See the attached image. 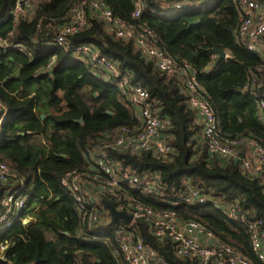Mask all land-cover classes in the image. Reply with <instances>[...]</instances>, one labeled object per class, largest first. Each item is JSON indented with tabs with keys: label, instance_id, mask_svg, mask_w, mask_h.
<instances>
[{
	"label": "trees",
	"instance_id": "trees-1",
	"mask_svg": "<svg viewBox=\"0 0 264 264\" xmlns=\"http://www.w3.org/2000/svg\"><path fill=\"white\" fill-rule=\"evenodd\" d=\"M76 1L38 0L32 21L22 20L15 28L12 19L0 23V37L13 31L10 44H23L26 49V54L16 48L0 50V100L9 109L0 133V162L24 181L22 190L28 198L21 219L0 233V264H127L121 255H113L118 243L112 232L119 224L84 232L75 201L62 186L63 178L73 171L104 177L97 169L88 170L85 148L102 144L115 130L140 125L116 85L74 56L73 48L80 44L92 45L117 62L133 84L149 92L170 124L166 134L174 152L167 159L152 153L109 152L124 169L161 177L163 191L158 198L131 189L126 194L143 206L201 224L253 264H264L252 250L247 229L229 220L223 208L239 201L243 211L263 222L264 230V188L243 172L240 160L226 162L200 150L197 137L202 124L189 96L177 77L163 73L132 41L116 39L101 20L89 17L85 30L69 39V49L57 46L55 33L67 22ZM102 1L116 17L151 28L160 49L197 71L201 92L213 108L222 135L250 137L264 149L257 97L243 92L256 75L263 79L259 94L264 95V62L236 41L240 0H216L213 6L204 4L205 0H148L139 19L132 18L133 0ZM194 1L203 5L171 12L177 3ZM13 6L14 0H0V21ZM215 48L228 55L216 67ZM52 59L54 66L48 70ZM187 181L208 193L211 202L170 205ZM135 228L141 241L166 264H198L176 257L172 241L156 237L148 224L138 222ZM48 234L55 238L49 239Z\"/></svg>",
	"mask_w": 264,
	"mask_h": 264
},
{
	"label": "built area",
	"instance_id": "built-area-1",
	"mask_svg": "<svg viewBox=\"0 0 264 264\" xmlns=\"http://www.w3.org/2000/svg\"><path fill=\"white\" fill-rule=\"evenodd\" d=\"M135 10L133 19H139L147 10L148 0H133ZM38 0H14V6L8 16L0 23L13 20L14 28L20 21H32ZM216 0H205L204 4L213 6ZM201 2L177 3L171 12L178 13L185 8L198 9ZM240 21L236 32V41L250 53L258 55L264 62V1L240 0ZM89 17L102 21L107 32L116 39L132 41L142 56L156 62L159 69L169 77H177L178 84L189 96V104L195 110L201 124L202 132L197 137L200 150L210 156L226 162L240 160L243 172L257 180L264 188V149L250 137L230 138L222 135L220 123L213 108L201 92L197 71L188 64H178L158 46L156 33L145 25H136L116 17L102 0H77L63 24L54 36L57 46L69 49V39L85 30ZM40 27V25H39ZM11 31L6 37H0V50L19 49L26 54L23 44L12 45ZM74 56L85 62L92 71L103 74L104 79L112 81L120 95L131 105L134 114L140 121L136 128H121L107 134L102 144L87 146L88 170H99L104 177L89 176L87 173L73 171L62 180V186L69 191L75 201L81 220V229L94 231L95 228H108L118 223L112 232L118 249L113 255H121L127 264H166L156 251L145 245L137 234L136 224H148L159 238H167L174 244L176 257L184 260H195L198 264H253L246 256L224 244L213 233L194 221H185L174 213L160 212L136 202L125 192L131 189L147 197L162 196L163 186L158 174L140 176L129 169H124L121 162L114 161L109 152L119 151L132 155L152 153L167 159L173 154L166 134L169 121L161 116V108L151 100L149 92L142 86L133 84L128 73H122L119 64L102 56L92 45L80 44L73 48ZM55 59L47 66L51 69ZM263 79L252 75L250 84L243 92H250L257 97L258 117L264 123V95L259 94ZM8 107L0 100V133L8 116ZM24 181L17 180L14 171L0 162V233L11 229L16 220L21 219L27 206V196L22 190ZM176 202L193 206L207 205L211 202L209 194L192 186L190 181L177 197ZM107 204L115 210L132 218L129 224L119 220L113 222ZM226 217L242 224L250 234L252 250L264 262L263 222L249 212L243 211L239 201L223 206ZM26 225L28 221L22 219ZM87 229V230H86ZM5 249V244L1 246Z\"/></svg>",
	"mask_w": 264,
	"mask_h": 264
},
{
	"label": "water",
	"instance_id": "water-1",
	"mask_svg": "<svg viewBox=\"0 0 264 264\" xmlns=\"http://www.w3.org/2000/svg\"><path fill=\"white\" fill-rule=\"evenodd\" d=\"M195 23H198V22L196 21ZM214 52H216L218 54V59L215 63V67H216L217 65H219L220 62H222L224 59H226V53L224 51L218 49V48H215ZM109 114H111V113H109ZM44 118L45 117L42 116V119H44ZM79 122L82 123V120H80ZM21 135L24 136L25 134H21ZM107 207L110 210L113 222H116L119 220L124 221L126 224H129L131 222L132 218L130 216H128L125 213L117 212L113 205L107 204ZM40 261H41L40 255H38L37 262H40Z\"/></svg>",
	"mask_w": 264,
	"mask_h": 264
},
{
	"label": "rangeland",
	"instance_id": "rangeland-1",
	"mask_svg": "<svg viewBox=\"0 0 264 264\" xmlns=\"http://www.w3.org/2000/svg\"><path fill=\"white\" fill-rule=\"evenodd\" d=\"M27 221H28V220H27ZM47 237H48L49 239H52V238L54 239V238H55V237H53L51 234H48Z\"/></svg>",
	"mask_w": 264,
	"mask_h": 264
},
{
	"label": "crops",
	"instance_id": "crops-1",
	"mask_svg": "<svg viewBox=\"0 0 264 264\" xmlns=\"http://www.w3.org/2000/svg\"><path fill=\"white\" fill-rule=\"evenodd\" d=\"M228 57V55L226 54V58ZM29 222V221H28ZM28 224V223H27Z\"/></svg>",
	"mask_w": 264,
	"mask_h": 264
}]
</instances>
